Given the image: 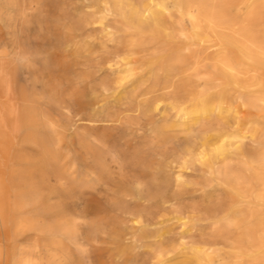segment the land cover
<instances>
[{
  "label": "rangeland",
  "instance_id": "rangeland-1",
  "mask_svg": "<svg viewBox=\"0 0 264 264\" xmlns=\"http://www.w3.org/2000/svg\"><path fill=\"white\" fill-rule=\"evenodd\" d=\"M154 1L190 35L174 0ZM212 1L236 24L255 14L264 41V0ZM107 6L0 0V264H176L199 256L201 264L258 263L264 252L245 248L264 231V200L232 201L228 184L203 163L223 144L208 131L216 112L204 116L194 101L167 95L149 109L143 99L174 89H163V73L146 63L157 43L146 35L144 47H131L134 30ZM206 32L209 41L189 46L201 58L215 49L217 33ZM211 57L202 60L205 77L213 75ZM246 72L240 78L257 90L263 73ZM242 92L213 93V107L246 109ZM245 127L235 145L254 147ZM193 141L204 142L201 153L170 168Z\"/></svg>",
  "mask_w": 264,
  "mask_h": 264
},
{
  "label": "bare ground",
  "instance_id": "bare-ground-1",
  "mask_svg": "<svg viewBox=\"0 0 264 264\" xmlns=\"http://www.w3.org/2000/svg\"><path fill=\"white\" fill-rule=\"evenodd\" d=\"M105 2L108 4L106 10L118 15L123 24L134 30L131 35L132 41L129 43L131 47H144L142 44L145 45V43H142L140 38L144 36L145 39L146 35L149 36L150 42L152 40L157 43V47H155L158 49V54L146 63L150 70L156 69L163 73L165 78V84L162 83L163 89L169 87L174 89L170 91V88L166 93L162 90L160 94H156L159 89L153 91L155 95L143 99V101L146 100L148 108L155 110L160 101L159 97L163 96L165 99L167 95L170 96L168 99L172 97L174 102H179L181 105L194 101L204 116L216 112V127L210 128L208 131L214 133L212 138L216 142H223V144L221 143L222 145L214 149L216 156L203 162L204 165L206 164L210 175L212 174L215 178L228 184L232 201L240 202L241 199L247 197L254 201L264 200V77L257 83V90H251L250 87L253 85L247 83V80H242V77L240 78V75H245L249 69H258L264 75V41L256 34V28L262 23L257 21L256 15H251L249 21L241 25L233 23L227 11L212 0L211 2L209 0H174L173 8L180 15L188 16L191 23V33L186 36L184 33L182 34L183 31L178 29L179 26L174 25V21L169 23L165 20L170 15L166 16L164 13L167 9L164 2L160 3L154 0H140L137 4L131 0H105ZM204 29L206 30L204 31ZM206 31L214 35L217 33L213 41L211 40L213 45H210L215 49L201 58L199 54H192L190 51L192 48L190 49L189 46L205 39V41H209L211 38ZM224 33H227V37H221ZM148 36H146L147 39ZM139 49L128 50L127 54L138 52ZM196 52L195 54H197ZM211 54V59L214 60L213 75L205 77L203 76L202 60L209 59ZM111 61L114 59L108 60L109 65ZM230 87L245 90L242 92L241 98L246 109L233 112L230 108L221 107V102L213 107L214 97L212 94L218 92V98L221 99L220 94ZM239 113L242 116H238ZM197 123H199L198 120ZM242 126H246L245 129L250 131V137L256 143L254 147L247 148L241 141L235 145L237 143L235 134ZM203 144V141L190 142L183 151L181 150L182 155L177 157V160L170 162V168L175 165L177 167L187 165L188 159L201 153L200 149ZM218 156L221 158H217ZM167 166L169 167V165ZM231 209L233 210V207H229L228 212ZM241 227L246 228L247 225ZM253 247L260 256H263L264 231H260L258 237L251 240L245 251H252ZM259 260L256 264H264L263 257ZM201 262L202 257L199 256L195 260L187 258L176 264H201Z\"/></svg>",
  "mask_w": 264,
  "mask_h": 264
}]
</instances>
